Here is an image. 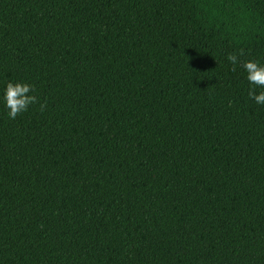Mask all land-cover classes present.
Here are the masks:
<instances>
[{"label": "trees", "instance_id": "1", "mask_svg": "<svg viewBox=\"0 0 264 264\" xmlns=\"http://www.w3.org/2000/svg\"><path fill=\"white\" fill-rule=\"evenodd\" d=\"M249 59L264 0H0V264H264Z\"/></svg>", "mask_w": 264, "mask_h": 264}, {"label": "clouds", "instance_id": "2", "mask_svg": "<svg viewBox=\"0 0 264 264\" xmlns=\"http://www.w3.org/2000/svg\"><path fill=\"white\" fill-rule=\"evenodd\" d=\"M226 60L233 66L241 63L237 54L228 53ZM248 83V98L258 106H264V63L259 60L249 59L242 62ZM35 88L27 82L8 81L2 90V101L6 109V115L15 119L17 115L29 110L30 106L38 103V97L34 94ZM41 110L44 105L40 104Z\"/></svg>", "mask_w": 264, "mask_h": 264}]
</instances>
